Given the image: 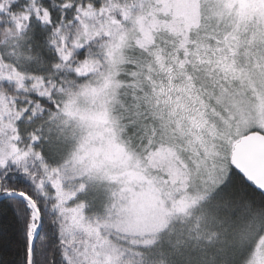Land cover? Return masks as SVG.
Returning a JSON list of instances; mask_svg holds the SVG:
<instances>
[{
  "label": "snow or ice",
  "instance_id": "obj_1",
  "mask_svg": "<svg viewBox=\"0 0 264 264\" xmlns=\"http://www.w3.org/2000/svg\"><path fill=\"white\" fill-rule=\"evenodd\" d=\"M0 264H264V0H0Z\"/></svg>",
  "mask_w": 264,
  "mask_h": 264
}]
</instances>
